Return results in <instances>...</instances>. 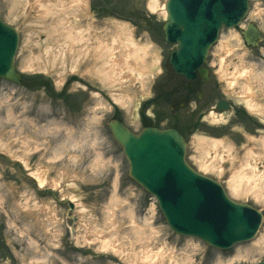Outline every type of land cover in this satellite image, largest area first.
I'll use <instances>...</instances> for the list:
<instances>
[{
    "label": "rangeland",
    "instance_id": "374dc122",
    "mask_svg": "<svg viewBox=\"0 0 264 264\" xmlns=\"http://www.w3.org/2000/svg\"><path fill=\"white\" fill-rule=\"evenodd\" d=\"M150 1L0 0V18L20 35L14 64L22 76L21 84L0 78V264L264 261V250L255 249L264 219L254 238L227 250L175 233L156 197L129 176L108 127L113 116L135 133L177 126L188 163L264 216V192L231 190V181L254 176V168L255 177L264 176V0H249L246 19L221 31L231 55L217 42L202 96L174 110L161 91L176 45L166 42L161 7L151 11ZM249 23L261 32L252 48L242 35ZM79 30L84 43L68 36ZM243 70L261 74L260 82L242 77L231 89V73ZM245 85L262 108L257 114L247 108ZM223 97L236 110L230 118L212 110Z\"/></svg>",
    "mask_w": 264,
    "mask_h": 264
},
{
    "label": "water",
    "instance_id": "95a60500",
    "mask_svg": "<svg viewBox=\"0 0 264 264\" xmlns=\"http://www.w3.org/2000/svg\"><path fill=\"white\" fill-rule=\"evenodd\" d=\"M166 9L165 38L177 44L170 63L175 72L194 79L219 30L239 24L249 5L248 0H168ZM242 34L249 46H256L261 35L251 23ZM18 40L17 30L0 19V77L20 84L14 66ZM200 73L206 80L207 70ZM227 108L224 100L217 104ZM109 126L130 162V176L157 197L175 232L222 249L255 236L263 214L233 201L219 182L195 171L186 162L187 143L177 129L146 127L136 134L118 120Z\"/></svg>",
    "mask_w": 264,
    "mask_h": 264
},
{
    "label": "bare ground",
    "instance_id": "6f19581e",
    "mask_svg": "<svg viewBox=\"0 0 264 264\" xmlns=\"http://www.w3.org/2000/svg\"><path fill=\"white\" fill-rule=\"evenodd\" d=\"M166 1L163 4H160V2H158V0L157 1L156 0H152L149 3V7H150L151 11H153V12H156L158 10V8L161 7L159 9H160V12L162 13V16L165 18V20L167 19V15H168L167 14V9H166ZM163 30H164V27H163ZM76 33L77 34L73 33V31H70V34H68L69 38L71 39L73 36H75V39H78V42L84 43L85 42L84 41V37L85 36H82V35L81 36H77L78 34L81 33L80 30H79V32H76ZM231 37H233V36H231ZM234 37L237 38L238 43L241 42L239 37H238V34H235ZM73 38H72V41L74 40ZM260 38H261V35H260ZM165 40H166V38H165ZM217 42H218L217 46L220 49H224V48L228 47V50L225 53L231 55L230 53L232 52V48L231 47L229 48V40H228L227 36L222 35L221 38ZM238 45H241V43H239ZM248 47L252 48V47H255V46H248ZM95 50L96 51H95V54H94V58L97 59L99 57V53L97 51H99L101 49L96 47ZM222 59L224 60L225 58L222 57ZM204 69H206V68H204ZM208 74H209V71L207 70V78H208ZM260 76H261V74H260ZM260 76H259V74H256L254 72H250L248 70H243L239 74L238 73H231V76H230L228 84H229V87H231V89H233L235 87L236 83H239V80L242 77L245 78L246 80H249L251 77H254V78L257 79V82H260V78H262V76L261 77ZM263 80H264V78H263ZM245 87L247 88V85H245ZM247 97L249 98V100L246 102V105H247V108L250 110V112H252L254 114L255 113L257 114V112L262 111L261 110L262 108L260 109L258 107L259 103L255 102L254 99H253L254 98V92L252 91L251 88H247ZM232 115H234V112L228 118H230ZM132 132H134V131H132ZM186 162H187V159H186ZM252 171H253V175L254 176H251V177L250 176L240 177V178H237V179H234L233 181H231V190H232L233 193L240 194L244 185H250L249 188L251 190H254V193H255L254 195L256 197H258L259 195H263V192H264V179L263 178H264V176L255 177L256 174L254 172H256L257 170L254 168ZM35 178H37V180H38L39 187H43L45 185V180L44 179H42V178H40L38 176L35 177ZM263 219H264V217H263ZM134 224H135V229H138L139 232L141 231V233H142L143 231H142V228L139 226V223L137 221H134ZM145 225H146V227L150 228V226L147 223H145ZM260 227H261V225H260ZM150 231L153 233L154 229L150 228ZM258 231H259V229H258ZM255 245H257L255 249H257L259 251H263L264 250V247H263V245H264V235H261V237L255 242ZM248 254L249 253H247V255ZM156 255H158V254H156ZM240 256H242V254L239 252V253L236 254L235 258H239Z\"/></svg>",
    "mask_w": 264,
    "mask_h": 264
},
{
    "label": "flooded vegetation",
    "instance_id": "af4514ba",
    "mask_svg": "<svg viewBox=\"0 0 264 264\" xmlns=\"http://www.w3.org/2000/svg\"><path fill=\"white\" fill-rule=\"evenodd\" d=\"M209 76H210V71H209ZM209 76L208 79L210 78ZM204 82H205L204 78L203 76L200 75L199 72L197 73V76L194 80H187L183 76L176 74L174 70L171 68V66L168 65V68L166 69V74L164 76V80L162 82L161 97L163 98L165 103L170 104L172 110L176 108L183 109L184 106L190 105L193 98L192 96L195 93L198 92V97L199 95L203 94V92L200 91V89L202 88ZM205 112H207V110L202 111L201 113H205ZM233 112L235 115L236 110L234 106L231 104V111H229L227 116L229 117ZM169 127L177 128V126L175 125H170Z\"/></svg>",
    "mask_w": 264,
    "mask_h": 264
}]
</instances>
